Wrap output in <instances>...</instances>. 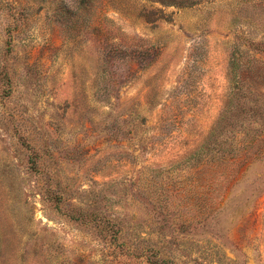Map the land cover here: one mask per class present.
I'll return each instance as SVG.
<instances>
[{"label":"rangeland","instance_id":"rangeland-1","mask_svg":"<svg viewBox=\"0 0 264 264\" xmlns=\"http://www.w3.org/2000/svg\"><path fill=\"white\" fill-rule=\"evenodd\" d=\"M262 121L264 0H0V264H264Z\"/></svg>","mask_w":264,"mask_h":264},{"label":"trees","instance_id":"trees-1","mask_svg":"<svg viewBox=\"0 0 264 264\" xmlns=\"http://www.w3.org/2000/svg\"><path fill=\"white\" fill-rule=\"evenodd\" d=\"M231 109L232 108L230 107L225 109L216 126L212 129V137L217 133V129L223 125L224 121L231 112ZM240 130H242V136L240 140L241 144L239 146V150L241 152L239 164L241 162L249 165L254 160H260L264 155V121L260 122V124L256 127H252L251 123L241 124ZM237 156L238 154L233 148L228 149L226 147H222L221 153L218 156L220 167L223 169L227 168L228 165L235 164ZM225 180L228 181L229 178H225Z\"/></svg>","mask_w":264,"mask_h":264}]
</instances>
